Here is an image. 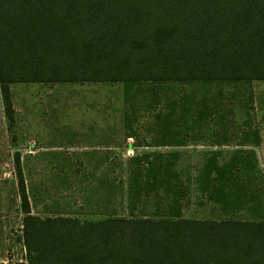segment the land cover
Masks as SVG:
<instances>
[{"label":"trees","instance_id":"trees-1","mask_svg":"<svg viewBox=\"0 0 264 264\" xmlns=\"http://www.w3.org/2000/svg\"><path fill=\"white\" fill-rule=\"evenodd\" d=\"M255 80L264 81V0H0V101L9 123L16 83H119L132 108L124 114L129 126L143 85ZM181 107L153 114L152 146L184 143L174 126L186 124L192 105ZM201 113L193 122L199 124ZM12 159L25 252L18 264H264V216H183L188 188L175 150L129 157L122 167L126 184L111 176L108 162L104 169L96 164L89 174L102 169L107 191L104 210L94 211L98 219L34 213L20 153ZM228 171L211 155L204 163L201 188L210 201L218 191L213 181ZM119 192L127 215L115 208ZM144 199L154 207L139 215Z\"/></svg>","mask_w":264,"mask_h":264},{"label":"rangeland","instance_id":"rangeland-1","mask_svg":"<svg viewBox=\"0 0 264 264\" xmlns=\"http://www.w3.org/2000/svg\"><path fill=\"white\" fill-rule=\"evenodd\" d=\"M141 88L134 97L136 120L131 118L128 126L124 114H131L132 108L125 104L119 83L11 85L13 123L4 118L0 101V264H18L25 258L19 239L21 214L12 189L15 152L20 153L34 213L44 215L49 210H60L78 214L81 219H98L96 212L104 210L107 191L99 179L102 169H96L95 176L89 174L96 164H103L104 169L109 163L111 176L126 184L128 174L122 167L129 157L145 151L175 150L176 168L188 188L182 201L183 216L218 217V210H213L212 201L201 188L202 167L210 153L217 150L213 149L214 143L224 140L223 137L230 142L221 149V161L235 150L243 134L251 133L253 128L264 129V81L170 83L155 86V90L150 85ZM174 102L177 104L173 105ZM182 103L192 105L186 124L174 126L181 130L184 143L152 146L156 129L153 114L172 108L179 113ZM199 112L203 119L197 124L193 117ZM261 170H243L242 177L261 188ZM115 197L118 213L127 215L126 197L122 198L120 192ZM153 207V199H144L136 212L148 214ZM244 217L251 215L237 213L226 218Z\"/></svg>","mask_w":264,"mask_h":264},{"label":"crops","instance_id":"crops-1","mask_svg":"<svg viewBox=\"0 0 264 264\" xmlns=\"http://www.w3.org/2000/svg\"><path fill=\"white\" fill-rule=\"evenodd\" d=\"M243 135L235 144V150L229 152L223 161L221 149L229 146V139L223 137L224 140L215 142L213 149L217 150L210 153L218 166H226L229 170L226 174L219 175L218 181H213L214 187L218 186V191L212 194V207L213 210H218L222 218L232 217L237 213L251 215L244 217L246 219H259L264 216V181L260 188L256 183L247 182L242 177L243 170L252 173L257 167L263 169L261 171L264 175V129L253 128L251 133L246 132ZM212 177L215 179L216 174L213 173Z\"/></svg>","mask_w":264,"mask_h":264}]
</instances>
